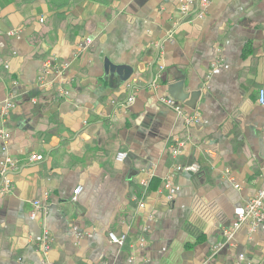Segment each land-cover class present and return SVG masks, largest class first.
I'll return each mask as SVG.
<instances>
[{
    "label": "crops",
    "instance_id": "1",
    "mask_svg": "<svg viewBox=\"0 0 264 264\" xmlns=\"http://www.w3.org/2000/svg\"><path fill=\"white\" fill-rule=\"evenodd\" d=\"M178 2L0 0V130L11 134L0 161L19 166L0 195V264H234L241 252L264 264V221L225 234L264 188V0H208L186 18ZM84 37L94 43L73 84L39 87L47 57H70ZM168 96L199 121L187 125Z\"/></svg>",
    "mask_w": 264,
    "mask_h": 264
},
{
    "label": "built area",
    "instance_id": "2",
    "mask_svg": "<svg viewBox=\"0 0 264 264\" xmlns=\"http://www.w3.org/2000/svg\"><path fill=\"white\" fill-rule=\"evenodd\" d=\"M207 3H208V0H179L178 6H179L180 15L181 17L186 18L191 13V11H193L195 8L200 10L202 7H205ZM93 43H94L93 39L90 37H84V38L79 39L74 44V50L71 56L66 59H63L62 61H60L58 57L54 54L49 55L39 75V87L41 88L47 87V86L49 87L50 85L54 83H56L60 88L65 84L72 85L73 82L75 81V75L73 74V64L82 53H84L86 50H88L93 45ZM220 61H221L220 59H217L212 64V66L216 67L220 65L221 64ZM0 63L4 64L5 67L9 66L8 62H5L3 60H0ZM160 77H161V72L151 77L149 86L152 89H155L157 87ZM134 99H135L134 95H130L127 101L125 102V104L132 103ZM161 100L166 106L173 109L178 114L182 115L187 125H193L199 121L198 114L197 113H194V114L185 113L182 108V105L177 101L176 98L168 96V97L162 98ZM259 103L264 105V88H261L259 90ZM15 106L16 104L12 100L10 99L6 100L4 104V108H3V114L8 115L11 109L14 108ZM0 138H2L4 141L3 147L5 149L11 138V134L9 131L0 130ZM180 146H181V143L180 144L178 143V145H173L171 147V152L173 156L179 153ZM127 156H128L127 151H124V150L119 151L116 156V160L118 162H123ZM37 159H38L37 154L31 155V160H37ZM18 167H19L18 161L12 156H7L6 158L0 161V180H1L0 195H3L6 192H9V190L11 189L13 180L10 175L15 170H17ZM176 169L197 171L199 169V166L197 164H193V165L186 166V167H182L178 165ZM173 178H174V173L171 174L169 177H166V179L164 180V184H163L164 189L167 191V198L170 200L174 198L177 192V188L173 183ZM141 184L144 187V190L146 191L149 185V180L142 179ZM80 190H81V186H78L74 190L73 198L75 200L77 198L76 194H78ZM145 191H143L142 197L138 198L139 207L145 206V199H144ZM34 205H35V209L31 213L32 218H35L37 216V212L41 207V202L37 200L34 202ZM263 208H264V188H259L249 198L243 210L238 213L237 221L234 227L232 229L225 230V234L227 235L228 240L231 239L234 233L233 231L239 229L243 225H247L251 232L256 231L264 221ZM145 230L148 231V228L145 227ZM109 236L113 242L122 243L124 241V236H117L113 232H110ZM140 241L144 242L145 239L141 238ZM50 245H51L50 235L48 231H45L43 235V240H42V248L44 250V253H46L49 250ZM220 245L221 244H219V246ZM243 258H244L243 253H239L236 255V261H240Z\"/></svg>",
    "mask_w": 264,
    "mask_h": 264
},
{
    "label": "water",
    "instance_id": "3",
    "mask_svg": "<svg viewBox=\"0 0 264 264\" xmlns=\"http://www.w3.org/2000/svg\"><path fill=\"white\" fill-rule=\"evenodd\" d=\"M196 93V94H195ZM194 94H192L190 97L189 96H178L180 99H182V100H190V99H194L195 98V96H197V95H199L200 93L197 91V92H195ZM187 104L188 105H190V106H194V104L192 103V102H187Z\"/></svg>",
    "mask_w": 264,
    "mask_h": 264
},
{
    "label": "trees",
    "instance_id": "4",
    "mask_svg": "<svg viewBox=\"0 0 264 264\" xmlns=\"http://www.w3.org/2000/svg\"><path fill=\"white\" fill-rule=\"evenodd\" d=\"M34 94H35V96H36V94H39V91H35L32 95H34ZM241 253L244 254V258H243L242 260H240V261L233 260L232 263H234V264H242L243 262H244V263L248 262V261H247L246 254H245L244 252H241ZM249 263H252V262L250 261Z\"/></svg>",
    "mask_w": 264,
    "mask_h": 264
}]
</instances>
